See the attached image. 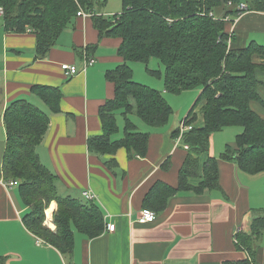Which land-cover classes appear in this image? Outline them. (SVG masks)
Returning a JSON list of instances; mask_svg holds the SVG:
<instances>
[{
  "label": "crops",
  "instance_id": "1",
  "mask_svg": "<svg viewBox=\"0 0 264 264\" xmlns=\"http://www.w3.org/2000/svg\"><path fill=\"white\" fill-rule=\"evenodd\" d=\"M114 1L112 6L111 0H100L93 14L106 18L121 14L122 0ZM80 11L84 15L77 13L74 25L61 34L56 46L42 60L35 59V35L29 31L7 32L0 16V171L5 177L4 114L12 103L29 101L50 117L37 153L41 163L52 172L57 192L62 197L83 201H88L85 192L92 194L93 202L103 212L106 230L93 240L76 230L72 253L65 256L26 227L24 217L31 208L24 204L18 186L8 188L0 182V260L5 264H226L249 258L237 246V233L250 234L254 211L264 209V173L248 174L236 161L221 158L227 145H235L236 136L241 133L237 127L211 135L209 153L201 157L197 177L190 178V183L198 186L204 179L205 162L209 156L215 157L219 167L218 189L202 193L180 191L157 214L155 222H138L145 197L156 182L175 188L179 185L188 151L176 143L172 133L192 110L191 117L196 116L192 126L204 125L205 101L196 105L202 89L168 93L162 73L157 79L145 68L147 83L143 85L160 91L173 108L169 124L151 128L138 116H128L138 131L150 134L144 158L130 156L125 148L118 149L115 155L89 151V140L104 131L100 110L115 97V86L107 79V73L121 65L123 58L118 53L121 39L101 37L93 14ZM211 15L222 20L225 32L234 37L229 44L232 48H245L252 42L264 46V12L236 14L221 6ZM254 57L256 63L263 61ZM135 63L138 62L129 64L133 71ZM64 64H73L81 71L67 78L62 70ZM159 70L163 72L164 68L159 66ZM260 78L264 80L261 74ZM134 81L140 83L135 78ZM37 84L60 89L61 112L53 113L49 105L31 93V87ZM258 90L264 100V87ZM251 108L264 119L260 103L251 102ZM116 114L119 130L112 139L118 141L125 137L127 122L122 110ZM113 158L118 163L116 169L106 164ZM49 207L45 225L55 231L58 205L53 201ZM109 224H116L115 232L107 231ZM255 250L253 264H264V233Z\"/></svg>",
  "mask_w": 264,
  "mask_h": 264
},
{
  "label": "trees",
  "instance_id": "2",
  "mask_svg": "<svg viewBox=\"0 0 264 264\" xmlns=\"http://www.w3.org/2000/svg\"><path fill=\"white\" fill-rule=\"evenodd\" d=\"M100 0H0L4 10L5 30L11 33H32L36 37V60L47 57L61 34L74 25L80 9L94 13ZM233 4L228 7V3ZM246 3L248 11L264 12V0H122L123 10L112 18L93 14V22L101 37L121 39L119 56L123 63L107 73L114 83L115 97L100 110L103 134L89 140V151L97 155H115L127 149L130 156L144 158L148 153V132H140L128 116L135 114L151 128H164L173 115V108L163 94L134 81L130 63L146 65V71L160 77V70H152L149 63L157 59L164 67V83L168 93L202 89L199 100L204 125L193 127L183 136L188 145L187 158L180 170L179 185L175 188L156 182L144 200V208L157 214L163 212L171 197L180 191L218 189V160L210 157L204 164V179L198 186L190 183L197 177L200 159L209 153L212 134L229 127L241 129L235 145H227L221 158L236 161L251 175L264 173V119L251 108L255 101L264 107L259 87H264V46L250 43L245 48H232L234 37L225 32V23L211 15L218 7L226 6L239 14L237 6ZM232 9V10H231ZM93 47L88 50H92ZM254 56L263 61L254 62ZM31 93L49 105L55 114L61 112L62 93L59 88L33 85ZM123 111L126 134L113 140L118 132V111ZM193 111V110H192ZM184 119L192 125L196 116ZM50 117L29 101L19 100L6 110L4 125L7 148L4 173L8 180L18 182L23 202L31 208L25 215L26 227L37 237L57 248L63 255L72 253L75 231L90 239L105 232L104 215L93 201L62 197L56 189L52 172L41 163L37 147L43 142ZM180 128L172 133L174 139ZM110 169L118 168L116 159L106 162ZM55 201L56 230L45 225L46 212ZM54 210L55 211V204ZM264 233V209L254 211L251 233H237L238 247L249 258L226 264H253L257 240ZM251 259V260H250ZM253 261V262H252ZM0 264L5 262L0 260Z\"/></svg>",
  "mask_w": 264,
  "mask_h": 264
},
{
  "label": "built area",
  "instance_id": "3",
  "mask_svg": "<svg viewBox=\"0 0 264 264\" xmlns=\"http://www.w3.org/2000/svg\"><path fill=\"white\" fill-rule=\"evenodd\" d=\"M230 7L233 6V4L231 2H229ZM237 10L239 11V14H242L244 12L248 11V6L246 3H240L237 6ZM4 15V10L0 9V16ZM79 16L84 15L83 11L78 12ZM62 70L65 74V76L67 78H72L73 76H75L76 74H78L81 70L77 67L69 64H64L62 66ZM191 128H193L192 125H186L184 122L182 124V126H180V139L183 138L184 134L190 130H192ZM179 142V141H178ZM186 150L189 149V146L186 144L183 146ZM0 182L3 183L6 187L8 188H12L14 186H18V182H13V181H7L3 175V172L0 171ZM84 197L88 200V201H93L94 196L92 194H90L89 192H85L84 193ZM157 218V213H155L154 211L144 208L138 218V222L140 224H149V223H153L155 222ZM50 227V226H49ZM116 230V224H109L107 225V231L108 232H115Z\"/></svg>",
  "mask_w": 264,
  "mask_h": 264
},
{
  "label": "rangeland",
  "instance_id": "4",
  "mask_svg": "<svg viewBox=\"0 0 264 264\" xmlns=\"http://www.w3.org/2000/svg\"><path fill=\"white\" fill-rule=\"evenodd\" d=\"M111 3H112V6H114V4H115V1L114 0H111ZM122 5V4H121ZM114 16V15H113ZM113 16H110V18H112ZM151 63H149V68L150 69H152V70H159V66H161L162 68H164L161 64H160V62L157 60V59H152L151 61H150ZM133 68H134V71H135V76H134V78H135V80H137V81H139L140 83H142V84H146L147 82H145L146 80H144V76L145 75H143V74H145V68H146V65H144V64H142V63H135V64H133ZM154 77V76H153ZM155 78H157V77H155ZM157 79H159V78H157ZM153 80V79H152ZM162 80H164V70H163V72H162ZM171 94H169V96H170ZM172 96H175V95H172ZM196 101V100H195ZM255 107V109H256V106H254ZM135 115V114H134ZM136 116V115H135ZM184 122V121H183ZM183 122L180 124V126H182V124H183ZM233 128H235V127H233ZM236 135V134H235ZM234 135V136H235ZM234 136H233V139H234ZM175 141H176V143L178 144V145H182V146H184L183 145V138L182 139H180V135L179 136H177L175 139H174ZM179 141V142H178ZM224 144V142H222V145ZM50 208V207H49ZM47 214V213H46ZM49 224H51L50 222H49ZM47 226V225H46ZM48 227V226H47ZM50 228V227H49Z\"/></svg>",
  "mask_w": 264,
  "mask_h": 264
},
{
  "label": "bare ground",
  "instance_id": "5",
  "mask_svg": "<svg viewBox=\"0 0 264 264\" xmlns=\"http://www.w3.org/2000/svg\"><path fill=\"white\" fill-rule=\"evenodd\" d=\"M47 213V212H46ZM47 215V214H46ZM48 220H49V218H48ZM49 222H50V220H49ZM50 223H52V222H50Z\"/></svg>",
  "mask_w": 264,
  "mask_h": 264
}]
</instances>
